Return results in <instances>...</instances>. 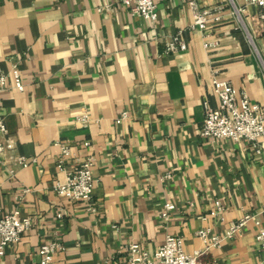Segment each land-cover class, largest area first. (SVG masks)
I'll return each mask as SVG.
<instances>
[{
    "label": "crops",
    "instance_id": "1",
    "mask_svg": "<svg viewBox=\"0 0 264 264\" xmlns=\"http://www.w3.org/2000/svg\"><path fill=\"white\" fill-rule=\"evenodd\" d=\"M155 1L158 17L148 22L118 0H0V69H17L24 83L0 96L14 143L0 160V216L18 209L33 222L0 264H43L37 248L52 241L62 249L48 264L121 262L130 244L152 253L167 234L187 253L203 251L199 229L222 234L252 214L238 237L199 261L264 264L255 240L257 223L264 228V137L256 153L245 141L199 135L204 99L215 106V74L264 106L258 10L245 0H194L219 17L199 31L190 29V0ZM178 32L186 49L167 52ZM59 140L76 147L74 160H93L90 208L54 188L66 175L56 168ZM18 157L35 162L23 167ZM168 204L175 209L162 217Z\"/></svg>",
    "mask_w": 264,
    "mask_h": 264
},
{
    "label": "built area",
    "instance_id": "2",
    "mask_svg": "<svg viewBox=\"0 0 264 264\" xmlns=\"http://www.w3.org/2000/svg\"><path fill=\"white\" fill-rule=\"evenodd\" d=\"M127 7L130 12L142 19L153 22L157 19V5L155 0H118ZM247 6L257 8V18L264 27V0H245ZM188 6L193 12L194 23L191 30L204 31L209 26L210 21H219L217 14L211 13L209 9H202L196 1H188ZM186 43L182 38V33L175 34L166 44L167 52L184 51ZM15 89L23 91L24 83L20 72L13 69L9 74L0 69V96L1 93ZM211 94L215 98V106H211L204 99V120L199 130L201 138L212 141L231 140L233 142L245 141L256 153L259 140L264 137V106L252 102L244 91H240L228 81L214 75L211 80ZM127 116L123 113L120 119ZM87 116L82 117L86 121ZM7 128L4 117L0 114V160L5 153L14 148V143L10 138H6ZM59 149L56 160V168L66 173L64 181L55 182L54 188L57 194L70 203H83L89 208L93 204V193L95 179L92 174L93 160L87 157L83 160H74L76 147L66 141H56L54 143ZM84 146L89 145V141L84 142ZM18 163L27 167L35 160H28L25 157H18ZM173 204H168L165 211L161 213L166 217L167 213L174 210ZM221 205L216 202L215 210L210 212V216L218 217L221 212ZM264 212V203L260 209ZM61 217V213L58 214ZM256 216L244 215L237 221L232 222L222 234H212L209 229H199L197 236L204 244V250H195L192 253L184 251L183 240L178 235L167 234L164 242L152 253L148 252L137 243L130 244L125 251V259L113 264H201L200 257L208 250L218 248L224 241L233 240L238 237L243 227ZM205 219V217L203 218ZM257 223V222H256ZM33 226L32 219L22 216L18 209L10 211L0 216V260L5 254L9 245L21 241L23 235ZM258 231L255 240L258 248L264 250V228L257 223ZM62 249L58 241L43 243L37 248V254L43 264H48L53 260L54 254Z\"/></svg>",
    "mask_w": 264,
    "mask_h": 264
}]
</instances>
